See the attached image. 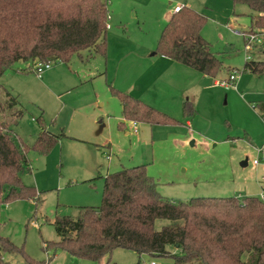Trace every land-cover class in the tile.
<instances>
[{
	"label": "rangeland",
	"instance_id": "obj_1",
	"mask_svg": "<svg viewBox=\"0 0 264 264\" xmlns=\"http://www.w3.org/2000/svg\"><path fill=\"white\" fill-rule=\"evenodd\" d=\"M174 4L205 17L201 34L224 65L216 79H228L236 70L237 88L218 84L207 91L194 90L195 102L191 94L183 93H193L206 76L180 63L191 75L184 71L175 72L170 80L158 78L164 56L150 54ZM107 12L111 27L106 30L105 56L82 50L69 62L50 63L41 78L27 72L31 59L19 60L0 77L22 110L17 124L10 125L19 145H31L43 127L64 134L48 153L26 152L29 165L21 172V181L37 194L0 201V235L40 264H145L151 259L174 264L169 257L152 258L123 248L113 249L101 262L45 248V242L58 240L52 224L55 215H75L77 206L99 205L105 174L141 161L155 177L157 191L169 200L234 196L259 198L264 204V162L252 163L259 156L253 145L264 142V121L251 104L264 100V76L243 70L242 32L251 29L248 6L232 0H107ZM250 33L259 40L247 54L264 59V31L255 28ZM100 72L104 73L96 76ZM120 81L124 92L178 123L137 122L136 133L131 120H124L121 127L120 104L110 88ZM184 97L196 109L189 126L176 105ZM164 223L159 220L158 226ZM4 259L26 264L19 253H5Z\"/></svg>",
	"mask_w": 264,
	"mask_h": 264
},
{
	"label": "trees",
	"instance_id": "obj_2",
	"mask_svg": "<svg viewBox=\"0 0 264 264\" xmlns=\"http://www.w3.org/2000/svg\"><path fill=\"white\" fill-rule=\"evenodd\" d=\"M232 2L250 9L251 29L244 33L264 31V0ZM107 15L106 0H0V77L19 60L69 62L85 49L105 56ZM204 22V16L185 6L172 13L155 54L215 77L224 65L201 34ZM243 70L264 75V59L250 57ZM110 88L124 119L151 125L177 122L129 93ZM18 103L0 84V201L4 202L37 194L21 181L20 174L29 165L26 152L48 153L64 135L43 127L31 145H19L10 128L22 116ZM254 107L264 119V101ZM182 112L186 118L195 114L191 101L183 102ZM156 187L145 164L108 173L103 177L101 203L77 206L75 215H55L52 224L58 240L45 242V248L98 262L108 259L113 249L123 248L152 258L169 257L174 264H264L261 200L233 196L174 201ZM159 220L165 223L158 226ZM10 252L21 254L26 264H40L0 235V264H9L4 254Z\"/></svg>",
	"mask_w": 264,
	"mask_h": 264
},
{
	"label": "crops",
	"instance_id": "obj_3",
	"mask_svg": "<svg viewBox=\"0 0 264 264\" xmlns=\"http://www.w3.org/2000/svg\"><path fill=\"white\" fill-rule=\"evenodd\" d=\"M174 5H176V4H174ZM173 5V6H174ZM172 13H173V11H171V13L169 14V16L167 17V21H168V19L170 18V16L172 15ZM109 21H110V19H109ZM166 21V22H167ZM109 24H110V22H109ZM110 27H111V24H110ZM244 39H245V37H244ZM262 44H264V41L262 42ZM261 45V44H260ZM152 55H155V52H153V53H151L150 54V56H152ZM251 58H253L252 57V55H251ZM160 59H162L164 62H161L162 64H164V66L163 67H161V69H160V71H159V73H158V78H163V79H166V80H170V79H172V76H173V74L175 73V72H177V73H184V71H185V73H186V75H187V73H188V75H191L190 74V72H187V70H183L184 68V66H180V63H178L177 61H174V60H172V59H170V58H167V57H160ZM35 63H36V61H32V63H31V65H27V72H29V71H32V69H33V67H34V65H35ZM183 65V64H182ZM186 66V65H185ZM186 67H188V66H186ZM190 68V67H189ZM188 68V69H189ZM170 69H173V71L170 73V74H168L167 75V73H168V71L170 70ZM191 70H189V71H196V70H194V69H192V68H190ZM17 72V71H16ZM196 72H199V71H196ZM249 72V71H248ZM102 73H104V72H100V73H97L96 74V76H99V75H101ZM200 74H202L203 75V77L204 76H206V77H204L203 78V80H201V81H199V82H197V85H196V87H194V89H193V93H189V91H184V93L183 94H191L192 96V99L194 100V98L196 99V97H195V95H194V90H196L197 92L198 91H207V89H209V88H212V87H215V85H218L219 84V81L220 80H226V78L224 79H222V78H217L216 79V76H218V75H216L215 77H211V76H209V75H206V74H203V73H201V72H199ZM250 73V72H249ZM36 75V74H35ZM193 76H195L194 74H193ZM254 76H256V75H254ZM262 76H264V75H261V76H257V77H262ZM38 78H41L42 77V75L39 77V76H37ZM94 77V76H93ZM211 78V79H210ZM0 84H1V86L4 88V89H6L5 87H4V85L0 82ZM200 85H202L201 86V88L202 89H200ZM220 85V84H219ZM231 85H233L235 88H237L236 87V85H235V81H234V83H232ZM118 87H116V89H118V90H120V91H123L124 92V81H120L119 83H118V85H117ZM7 90V89H6ZM128 91L129 90H131V88L130 87H128V89H127ZM130 94V93H129ZM186 98V99H185ZM118 100V99H117ZM186 100H189V101H191L190 99H189V97H184L183 98V100H178V101H176V105L178 106V108H181V111H182V105H183V102L184 101H186ZM195 101V100H194ZM264 101V100H263ZM119 102V101H118ZM196 102V101H195ZM256 102H258V101H256ZM256 102H252L251 104H252V108L255 110L256 108L254 107V104L256 103ZM191 103H192V105H193V102L191 101ZM119 104H120V102H119ZM194 106V105H193ZM195 108V107H194ZM256 111V110H255ZM258 113V112H257ZM259 114V113H258ZM120 119L121 120H119V125L121 126V127H123L124 126V120H126V119H124V117H123V115H122V107H121V104H120ZM196 115V109H195V114L193 115V116H195ZM192 116V117H193ZM259 116H260V114H259ZM192 117H189V118H185V125L186 126H189L191 123H190V120H191V118ZM261 117V116H260ZM262 118V117H261ZM263 119V118H262ZM132 121V124H133V121L134 120H131ZM263 121H264V119H263ZM138 121H135V124H133V132L134 133H136L137 132V128H136V123H137ZM143 123H145V122H143ZM175 123H178V121L177 122H175ZM174 123V124H175ZM148 124V123H147ZM179 124H181V122H179ZM250 142V141H249ZM101 146H103V145H101ZM100 146V147H101ZM104 146L106 147V148H110V144H104ZM103 146V147H104ZM253 149H255L256 150V152H258L259 153V156L258 157H260L261 156V154L262 153H264V142L263 143H261L260 144V146H255V145H253ZM260 150H262L261 152H260ZM243 152H246V151H243ZM244 155V154H243ZM108 156H109V154H108ZM247 160H248V157L246 156V159H244L243 161H242V165L243 166H245L246 164H247ZM28 162H29V159H28ZM142 163H140V164H143L144 162L143 161H141ZM140 164H138V165H140ZM145 164V163H144ZM122 166V165H121ZM121 168H124V167H121ZM120 168V169H121ZM146 168H147V171H148V173L150 174V175H152L150 172H149V170H148V167L146 166ZM108 174V172L105 174V175H107ZM153 176V175H152ZM154 177V176H153ZM155 178V177H154ZM246 198H248V197H246ZM251 198V197H250ZM251 199H254V200H260L259 198H251Z\"/></svg>",
	"mask_w": 264,
	"mask_h": 264
},
{
	"label": "built area",
	"instance_id": "obj_4",
	"mask_svg": "<svg viewBox=\"0 0 264 264\" xmlns=\"http://www.w3.org/2000/svg\"><path fill=\"white\" fill-rule=\"evenodd\" d=\"M107 1V0H106ZM182 7H184L183 5L181 4H176L173 6V13L174 12H178L182 9ZM109 19H110V16L109 14L107 15V22H106V28H110V24H109ZM242 35L245 36V39H246V43L244 44V48H245V60H248L250 59V53L247 54V52H249L251 50V46L252 44L256 41V40H259V38H257L256 34H252V33H244L242 32ZM50 66V63L46 62V63H40V62H36L32 71L35 72V74L37 76H41L42 74V71L45 70V69H48ZM237 71L236 70H232V72L229 74V77L228 79L226 80H220L219 81V84L222 85V86H228V85H231L232 83H234V81L236 80V73ZM133 124H135V121H133ZM262 150H260L261 152ZM261 162H264V153L261 154L260 157L258 158H255L252 160V163L253 164H259ZM145 264H156V262L154 260H149L147 263Z\"/></svg>",
	"mask_w": 264,
	"mask_h": 264
}]
</instances>
